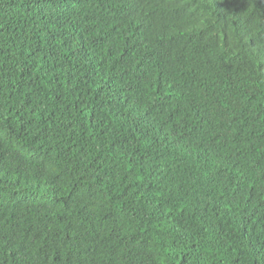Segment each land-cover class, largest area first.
I'll return each mask as SVG.
<instances>
[{"label": "trees", "instance_id": "obj_1", "mask_svg": "<svg viewBox=\"0 0 264 264\" xmlns=\"http://www.w3.org/2000/svg\"><path fill=\"white\" fill-rule=\"evenodd\" d=\"M0 264H264V0H0Z\"/></svg>", "mask_w": 264, "mask_h": 264}]
</instances>
